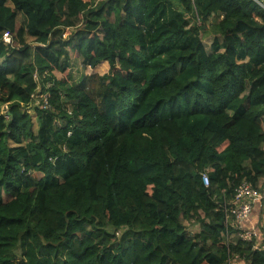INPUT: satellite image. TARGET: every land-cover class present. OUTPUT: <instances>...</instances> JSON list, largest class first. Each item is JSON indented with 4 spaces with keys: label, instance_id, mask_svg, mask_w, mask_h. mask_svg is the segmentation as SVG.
Masks as SVG:
<instances>
[{
    "label": "trees",
    "instance_id": "trees-1",
    "mask_svg": "<svg viewBox=\"0 0 264 264\" xmlns=\"http://www.w3.org/2000/svg\"><path fill=\"white\" fill-rule=\"evenodd\" d=\"M154 1L0 0V264H264L229 227L264 202V10Z\"/></svg>",
    "mask_w": 264,
    "mask_h": 264
},
{
    "label": "rangeland",
    "instance_id": "rangeland-1",
    "mask_svg": "<svg viewBox=\"0 0 264 264\" xmlns=\"http://www.w3.org/2000/svg\"><path fill=\"white\" fill-rule=\"evenodd\" d=\"M95 3L98 2V0H94ZM197 5L202 8L203 7V1L202 0H196ZM180 9L179 7L172 5L171 3H169L166 0H156L152 3L150 9H149V16H148V29L151 30L161 24H165L167 22H169L170 20H172L174 18V15L176 13H179ZM198 19L195 18V21H197ZM213 19L209 20V23H212ZM212 41V35L209 33H205L204 37H203V45L206 49V51L210 50V44ZM183 45V44H181ZM161 51H163V48H157L155 46H150L149 47V53L151 56H156L158 54L161 53ZM108 71V65L106 63L101 64L99 66H97L95 69H83L77 62H73L71 69H70V73H71V77H72V82H78L80 80V78L84 75H89L91 73H97L99 75H104L106 74ZM57 77L60 78L59 75H56ZM37 103H31L29 108H28V113L30 115H32V119L34 122V125L36 124V119L34 117V112L33 109L36 107ZM7 109V107L5 105H0V112L3 113L5 112ZM183 224L187 227V229L189 231H191L192 233H196L200 230V226L199 224L194 221V220H190V221H183ZM107 231L112 232L113 229L111 227L107 228ZM231 264H239L238 261L234 260L231 262Z\"/></svg>",
    "mask_w": 264,
    "mask_h": 264
},
{
    "label": "built area",
    "instance_id": "built-area-1",
    "mask_svg": "<svg viewBox=\"0 0 264 264\" xmlns=\"http://www.w3.org/2000/svg\"><path fill=\"white\" fill-rule=\"evenodd\" d=\"M258 6H260L264 10V0H254ZM2 40L5 44L11 43V37L8 33H4L2 36ZM34 100H37L35 96H32ZM46 96H43V103L46 106ZM37 101H34V103ZM202 181L204 185L208 184V178L206 175L202 177ZM256 203L258 207L263 208L264 202L262 201L261 194L256 191L249 183L242 182L238 185V187L234 191V199H233V209L231 210V214L233 215L232 221L229 224V227L236 231V235L244 240L251 241L252 239L255 241V246L259 247L262 241V236L254 231V229L246 228V224L250 220L253 206Z\"/></svg>",
    "mask_w": 264,
    "mask_h": 264
},
{
    "label": "crops",
    "instance_id": "crops-1",
    "mask_svg": "<svg viewBox=\"0 0 264 264\" xmlns=\"http://www.w3.org/2000/svg\"><path fill=\"white\" fill-rule=\"evenodd\" d=\"M202 1L204 4V0ZM246 228L254 229V231L258 232L262 236V231H264V207L261 208L258 207L256 203L254 204L252 214L250 220L246 224Z\"/></svg>",
    "mask_w": 264,
    "mask_h": 264
}]
</instances>
